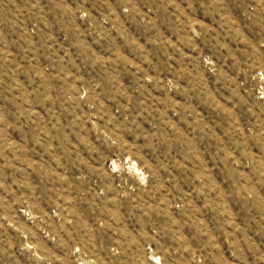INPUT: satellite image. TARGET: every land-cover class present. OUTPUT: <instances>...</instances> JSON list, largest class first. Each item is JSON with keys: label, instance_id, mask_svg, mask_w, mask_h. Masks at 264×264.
Wrapping results in <instances>:
<instances>
[{"label": "rangeland", "instance_id": "1", "mask_svg": "<svg viewBox=\"0 0 264 264\" xmlns=\"http://www.w3.org/2000/svg\"><path fill=\"white\" fill-rule=\"evenodd\" d=\"M0 264H264V0H0Z\"/></svg>", "mask_w": 264, "mask_h": 264}, {"label": "bare ground", "instance_id": "2", "mask_svg": "<svg viewBox=\"0 0 264 264\" xmlns=\"http://www.w3.org/2000/svg\"><path fill=\"white\" fill-rule=\"evenodd\" d=\"M138 170V169H137Z\"/></svg>", "mask_w": 264, "mask_h": 264}]
</instances>
